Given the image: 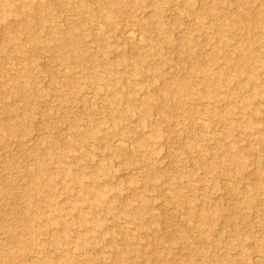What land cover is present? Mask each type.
<instances>
[{
	"label": "rangeland",
	"instance_id": "rangeland-1",
	"mask_svg": "<svg viewBox=\"0 0 264 264\" xmlns=\"http://www.w3.org/2000/svg\"><path fill=\"white\" fill-rule=\"evenodd\" d=\"M263 14L0 0V264H264Z\"/></svg>",
	"mask_w": 264,
	"mask_h": 264
},
{
	"label": "bare ground",
	"instance_id": "bare-ground-1",
	"mask_svg": "<svg viewBox=\"0 0 264 264\" xmlns=\"http://www.w3.org/2000/svg\"><path fill=\"white\" fill-rule=\"evenodd\" d=\"M155 11L159 12L158 9H155ZM106 17H107L108 20H111V19L113 18V13H110V12L107 13V14H106ZM152 18H153V17H152ZM155 18H156V17H155ZM263 18H264V14H263ZM161 21H162V20H161ZM100 32H101V31H100ZM125 33H126V36H127L129 39H136V38L138 39L139 32H138V30H136V29H134V28H128V29H126V30H125ZM137 39H136V40H137ZM140 40H141V39H140ZM78 63H82V58L79 59ZM256 75H257L256 71L252 70L249 79H251V80L255 79V78H256ZM119 143L122 145L124 142H123V140L121 139V140H119ZM120 144H119V145H120ZM182 264H183V263H182Z\"/></svg>",
	"mask_w": 264,
	"mask_h": 264
}]
</instances>
